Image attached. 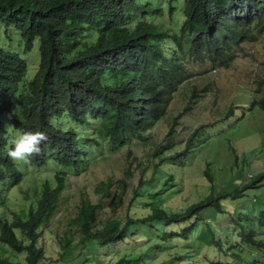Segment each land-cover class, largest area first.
<instances>
[{
  "label": "trees",
  "instance_id": "obj_1",
  "mask_svg": "<svg viewBox=\"0 0 264 264\" xmlns=\"http://www.w3.org/2000/svg\"><path fill=\"white\" fill-rule=\"evenodd\" d=\"M0 25L14 35L0 39V112L7 115L0 123V189L18 186L30 169L54 170V177L34 191L32 206L22 217H0V252L7 247L25 255L23 262H13L1 254L0 264H48L39 239L57 210L66 174L89 165L94 156L91 144L117 152L133 141L145 142L147 132L166 117L177 91L194 77L191 62L228 68L237 49L264 37V0H0ZM34 50L37 67L29 75ZM249 105L250 111L264 113V96ZM231 114L232 108L223 120ZM25 130L47 137L27 164L10 160L6 151L11 138ZM201 133L194 131L176 158L194 156L207 137ZM163 154L157 151L146 164L158 177L152 182L140 176L128 204L130 209L136 200L142 202L149 210L146 216L134 218L128 211L124 221H99L102 201L111 197V182L102 184L97 201L83 199L70 221L78 240L60 238L58 257L51 264H104L100 252L134 239L136 226L156 232L169 228L162 236L168 241H173L171 236L188 240L205 232L209 239L201 241L203 245L226 258L215 264H264L256 255L264 254L256 218L243 224L232 219L228 226L238 230L223 238L222 227L214 232L201 215L203 210L225 215L218 201L224 196L236 206L245 191L260 189L253 200L260 199L264 171L229 192L212 186L198 203L172 212L163 205L179 191V184L162 168ZM162 171L167 178L161 185ZM125 176H132L129 169ZM205 176L213 183L209 171ZM155 185L161 188L150 192ZM120 195L111 199L112 210L123 205ZM0 206L5 208L2 200ZM258 213L264 229V210ZM235 236L239 242L232 241ZM148 248L143 253L130 248L109 264H144L155 255Z\"/></svg>",
  "mask_w": 264,
  "mask_h": 264
},
{
  "label": "rangeland",
  "instance_id": "obj_2",
  "mask_svg": "<svg viewBox=\"0 0 264 264\" xmlns=\"http://www.w3.org/2000/svg\"><path fill=\"white\" fill-rule=\"evenodd\" d=\"M7 35L14 37L11 30L7 31ZM2 38L6 40L0 37ZM235 53L228 68L214 67L207 61L191 62L194 77L177 91L168 105L166 117L147 132L145 142L133 141L117 152H110L105 147L97 148L94 144L89 146L94 154L93 160L86 168L66 174L57 210L42 228L39 243L45 251L48 264L56 261L58 257L60 238L72 237L74 241L78 240L76 229L70 221L77 214L83 199L87 198L92 203L97 201L101 195L102 184L111 182V197L102 201L99 221L110 218L124 221L128 211L134 218H143L149 213L147 206L138 200L130 209L128 204L140 176L152 182L158 177L155 175L156 170L146 164L159 150L164 152L163 159L166 160L162 168L179 184V191L167 198L163 205L172 212L198 203L208 190L214 188V191L229 192L241 183H249L252 176L264 171V113L257 109L249 110L253 98L264 96V37L259 36L252 43H244ZM32 56L34 62H30L29 75L33 73L32 67L37 65L35 50ZM230 108L232 116L223 120ZM178 115L180 117L174 123V118ZM199 129L207 137L196 146V154L176 158L177 154L185 150L191 134ZM170 130L172 133L168 134ZM53 168L60 169L56 165ZM128 169L132 173L131 177L125 176ZM205 171H209L213 183H208ZM28 173L10 191L7 187L0 189V201L5 203V208L0 206V217L9 221L13 219L12 213L22 217L25 208L32 206L34 191L39 190L45 179L54 177V170L49 169H30ZM166 178L167 174L162 171L161 185ZM161 185L152 186L149 191L157 193ZM145 188L147 187L144 186ZM257 190L260 189L245 191L242 203L239 201L236 206L227 200L228 196L221 197L218 201L225 215L217 210L211 213V210H203L201 215H206V223H212L214 232L221 231L222 227L223 238L225 233L230 235L238 230V227L233 230L228 226L232 219L237 224H243V221L256 218L257 238L264 241V229H260L258 224V212L264 210V195L254 201L256 194L259 197ZM116 194H121L123 205L112 210L110 201ZM169 231V228L159 232L149 231L144 226H136L133 230L134 239L100 252L105 260L104 264L115 261L130 248H138L143 253L148 247L153 248L155 255L145 260L144 264H215L217 260L226 259L222 254L211 252V247L203 245L209 239L205 232L188 240L175 236H171L173 241H168L170 238L163 240L162 236ZM232 241L239 242V239L235 236ZM157 245H160V250ZM115 251H118L117 254L113 253ZM147 253L149 254L148 251ZM1 254L13 262H23L25 257L24 253H14L7 247L3 253L0 252V256ZM256 255L257 258H264V254ZM75 264L85 262L78 260Z\"/></svg>",
  "mask_w": 264,
  "mask_h": 264
},
{
  "label": "clouds",
  "instance_id": "obj_3",
  "mask_svg": "<svg viewBox=\"0 0 264 264\" xmlns=\"http://www.w3.org/2000/svg\"><path fill=\"white\" fill-rule=\"evenodd\" d=\"M7 31L4 27L0 26V37L8 38ZM37 57V56H36ZM28 62L30 60L26 59ZM36 66L32 67L34 71ZM7 115H3L0 112V123L3 121V118ZM47 139L45 134L40 131L25 130L14 135L10 140V147L7 148V156L10 160L17 163H29L31 157L34 154H38L41 150V143Z\"/></svg>",
  "mask_w": 264,
  "mask_h": 264
}]
</instances>
